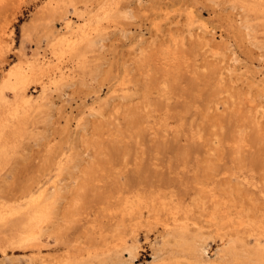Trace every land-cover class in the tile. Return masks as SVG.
I'll return each mask as SVG.
<instances>
[{
  "label": "rangeland",
  "instance_id": "374dc122",
  "mask_svg": "<svg viewBox=\"0 0 264 264\" xmlns=\"http://www.w3.org/2000/svg\"><path fill=\"white\" fill-rule=\"evenodd\" d=\"M17 69L0 264L256 262L264 0H0V86Z\"/></svg>",
  "mask_w": 264,
  "mask_h": 264
},
{
  "label": "bare ground",
  "instance_id": "6f19581e",
  "mask_svg": "<svg viewBox=\"0 0 264 264\" xmlns=\"http://www.w3.org/2000/svg\"><path fill=\"white\" fill-rule=\"evenodd\" d=\"M254 4L255 5H259L258 3H254ZM23 77L26 78V75H24L20 70H18V71H15V72H9L7 74V76H5L3 78L4 81H3L2 85L0 86V106L1 105L9 106V102L7 100V97L5 96V90L9 89V88L13 89L14 91L18 90V88L16 89L15 80L16 81L19 80V82H21V80L23 81ZM21 89H23V88H21ZM21 89L19 91L13 92L15 101L18 104L29 103L30 101L27 98L24 90L22 92ZM3 128H4L3 127V122H1V120H0V142H3V137H2ZM1 145H2V143H1ZM2 148H3V146H2ZM48 196L43 191H41L38 195L32 194L27 200L24 201V203L20 204L18 210L20 211V214L23 217H25L26 226L31 227L38 220L40 215L43 213L44 205L46 203V199H47ZM20 220H22V219H20ZM157 257L158 256H155L153 260L154 261L157 260ZM256 259L257 260H256V262H254V264H264V251H262L261 253L257 254ZM131 262H133L132 254H131Z\"/></svg>",
  "mask_w": 264,
  "mask_h": 264
}]
</instances>
